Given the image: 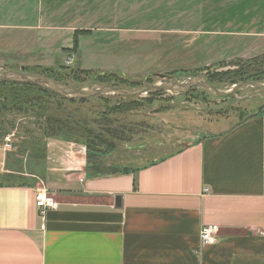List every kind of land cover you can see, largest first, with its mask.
I'll return each mask as SVG.
<instances>
[{"label": "crops", "instance_id": "crops-1", "mask_svg": "<svg viewBox=\"0 0 264 264\" xmlns=\"http://www.w3.org/2000/svg\"><path fill=\"white\" fill-rule=\"evenodd\" d=\"M230 1L212 3L209 17L226 19V8H241ZM74 9L73 0H0V71L11 70L8 61L24 68L16 59L27 32L36 41L51 37V47L53 40L72 47L70 34L89 31L73 20ZM94 16L85 22L93 25ZM258 37L253 49L227 39L222 50L252 56L245 51L264 50V33ZM262 108L227 129L204 132L195 121L198 133L175 137L169 150L152 147L138 166L98 162L96 169L85 147L58 141L42 151L0 149V264H264ZM42 191L58 203L44 216L36 206ZM207 227L219 233L204 245Z\"/></svg>", "mask_w": 264, "mask_h": 264}, {"label": "rangeland", "instance_id": "rangeland-1", "mask_svg": "<svg viewBox=\"0 0 264 264\" xmlns=\"http://www.w3.org/2000/svg\"><path fill=\"white\" fill-rule=\"evenodd\" d=\"M73 1V20L89 31L70 34V48L57 46L54 40L51 47V37L42 41L40 36L36 41L35 32L22 34V57L16 60L22 61L28 73L46 74L41 76L74 89L109 85L101 82L112 78L135 81L138 86L134 87H142L157 81L159 74L177 81L203 77L222 90L235 85L231 82L241 75L264 78V50L245 51L254 53L246 57L226 56L222 50L229 44L227 39L239 43L241 50L248 45L253 49L263 40L258 34L264 33V0H231L242 6L222 11L229 16L226 19L209 17L210 5L223 0ZM95 10L100 14L94 16ZM38 11L36 6L34 12ZM89 16H94L93 25L85 22ZM36 22L33 18L27 21L28 25ZM242 39L243 43L238 42ZM8 62L11 70L18 69ZM16 87L5 90L11 105L0 116L7 119L0 123V149L4 151L7 135L12 136L13 149L21 145L42 151L51 141L76 144L86 151L88 145L95 151L101 149V157H91L90 164L138 166L152 147L171 146L175 137L184 139L180 135L187 131L198 133L201 129L195 125L199 121L204 132L218 124L227 129L264 106V91L253 88L227 99L194 89L185 94L158 92L146 99L99 96L70 101L35 88Z\"/></svg>", "mask_w": 264, "mask_h": 264}, {"label": "water", "instance_id": "water-1", "mask_svg": "<svg viewBox=\"0 0 264 264\" xmlns=\"http://www.w3.org/2000/svg\"><path fill=\"white\" fill-rule=\"evenodd\" d=\"M158 80L142 87H118L111 85H96L82 89H74L67 85L57 83L51 78L28 73L22 68L21 71L1 70L0 82H16L33 84L44 90L51 91L67 99H92L99 96H110L118 98L146 99L158 92H171L174 94H185L191 90L198 89L214 97L227 99L234 97L244 88H253L264 91V81H243L229 89H219L210 84L203 77L188 78L186 81H177L168 75H157ZM261 108L259 112L262 110Z\"/></svg>", "mask_w": 264, "mask_h": 264}, {"label": "trees", "instance_id": "trees-1", "mask_svg": "<svg viewBox=\"0 0 264 264\" xmlns=\"http://www.w3.org/2000/svg\"><path fill=\"white\" fill-rule=\"evenodd\" d=\"M77 45H78V43L76 42V44H75V46L77 47ZM26 72H28V71H26ZM32 73H34V72H32ZM34 74H38V75H46V74H42V73H34ZM88 74H90V73H88ZM113 79H115V78H112V79H108V80H106V81H102L101 83L102 84H109L110 85V83L112 84V85H120V86H130L131 88H133L134 86H138V83L137 82H135V81H132V83H129V81L127 80V79H125V78H122V79H115L113 82H111ZM120 80H122V81H120ZM210 84H212V85H214V82L212 81V80H207ZM243 81H264V78H252V76H248V77H245V75H241L240 76V79L238 80V81H232L231 83L232 84H237V83H240V82H243ZM225 83V82H224ZM13 86V87H12ZM16 86H21V87H18V88H23V89H25V88H35V89H38V90H41V91H44V92H48V93H51V94H53V95H56V96H58V97H61V98H63L64 100H70V101H76V100H72V99H67V98H65V97H62V96H60V95H58V94H55V93H53V92H51V91H48V90H44V89H42V88H39V87H37V86H35V85H33V84H27V83H16V82H0V116H5V112L8 110V107H10V98H8L6 95H5V90H7L8 88L10 89V88H17ZM190 92V91H189ZM77 100H80V101H86V100H88V99H77ZM10 109V108H9ZM7 119H3V117L2 118H0V123L1 122H4V121H6ZM111 132V131H110ZM109 135H110V133H109ZM113 136V135H112ZM72 138V137H71ZM114 138H115V136H114ZM92 147L93 146H89L88 145V148H87V160H88V163H91L90 162V160L89 159H91V157H100L101 156V154L100 153H102V151H100L99 149H97V151H95V150H93L92 149ZM96 149V148H95ZM98 162L97 163H92V166L94 167V168H98L97 166H98Z\"/></svg>", "mask_w": 264, "mask_h": 264}, {"label": "built area", "instance_id": "built-area-1", "mask_svg": "<svg viewBox=\"0 0 264 264\" xmlns=\"http://www.w3.org/2000/svg\"><path fill=\"white\" fill-rule=\"evenodd\" d=\"M13 147L12 136L7 135L4 139V150H10ZM207 191V190H206ZM36 206L40 210V214L44 216L47 211L58 208L55 198L47 191H42L37 195ZM218 227H207L203 229L201 239L204 245L215 242L218 238Z\"/></svg>", "mask_w": 264, "mask_h": 264}]
</instances>
